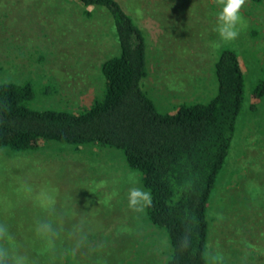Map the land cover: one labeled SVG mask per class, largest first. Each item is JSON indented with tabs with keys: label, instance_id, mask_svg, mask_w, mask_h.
<instances>
[{
	"label": "rangeland",
	"instance_id": "rangeland-1",
	"mask_svg": "<svg viewBox=\"0 0 264 264\" xmlns=\"http://www.w3.org/2000/svg\"><path fill=\"white\" fill-rule=\"evenodd\" d=\"M119 1L144 34L141 85L158 109L209 100L217 87L216 0ZM87 10L77 0H0V83H31L33 109L87 108L102 95L100 64L119 53L108 12ZM241 14L246 26L227 43L239 55L246 100L208 206V264H264V96L251 94L264 69V0H247ZM133 187H142L140 174L121 150L57 142L0 149L2 219H54L71 229L70 257L63 248L61 264H165L162 232L145 210L129 207Z\"/></svg>",
	"mask_w": 264,
	"mask_h": 264
},
{
	"label": "trees",
	"instance_id": "trees-1",
	"mask_svg": "<svg viewBox=\"0 0 264 264\" xmlns=\"http://www.w3.org/2000/svg\"><path fill=\"white\" fill-rule=\"evenodd\" d=\"M77 1L84 15L98 7L112 19L119 53L100 64L102 95L78 112L33 109L27 106L35 95L31 83H0V149L25 152L57 142L121 150L129 168L140 174L142 187L153 194L144 213L168 244L165 264H208V206L246 100L239 55L228 43L221 45L213 65L215 94L162 112L141 85L147 76L146 43L132 16L119 0ZM251 94L255 100L264 96V69ZM3 217L0 212V225L30 264H61L63 248L70 257L72 230L64 231L59 220ZM40 223L50 224L48 237L37 235Z\"/></svg>",
	"mask_w": 264,
	"mask_h": 264
},
{
	"label": "clouds",
	"instance_id": "clouds-1",
	"mask_svg": "<svg viewBox=\"0 0 264 264\" xmlns=\"http://www.w3.org/2000/svg\"><path fill=\"white\" fill-rule=\"evenodd\" d=\"M247 0H216L220 10L216 13L214 31L218 36L215 47L232 42L239 38L242 28L246 26L241 10ZM153 194L143 187H133L128 192L130 208L144 211L152 206ZM53 230L50 224L40 223L36 228L37 235L48 237ZM49 244L51 240L49 239ZM0 264H30L28 257L22 254L14 237L6 227L0 225Z\"/></svg>",
	"mask_w": 264,
	"mask_h": 264
}]
</instances>
